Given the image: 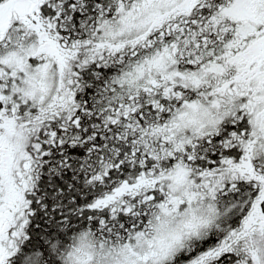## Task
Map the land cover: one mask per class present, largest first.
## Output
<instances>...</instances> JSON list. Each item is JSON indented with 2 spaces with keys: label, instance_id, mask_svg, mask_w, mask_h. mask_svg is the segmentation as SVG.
Listing matches in <instances>:
<instances>
[{
  "label": "snow or ice",
  "instance_id": "1",
  "mask_svg": "<svg viewBox=\"0 0 264 264\" xmlns=\"http://www.w3.org/2000/svg\"><path fill=\"white\" fill-rule=\"evenodd\" d=\"M0 264H264V0H0Z\"/></svg>",
  "mask_w": 264,
  "mask_h": 264
}]
</instances>
